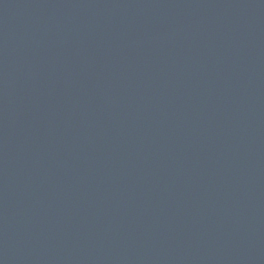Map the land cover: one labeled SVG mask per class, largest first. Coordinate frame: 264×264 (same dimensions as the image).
<instances>
[{
	"label": "water",
	"instance_id": "1",
	"mask_svg": "<svg viewBox=\"0 0 264 264\" xmlns=\"http://www.w3.org/2000/svg\"><path fill=\"white\" fill-rule=\"evenodd\" d=\"M0 264H264V0H0Z\"/></svg>",
	"mask_w": 264,
	"mask_h": 264
}]
</instances>
